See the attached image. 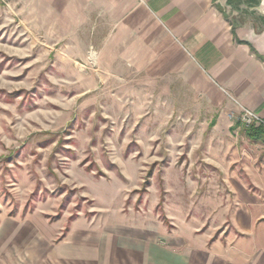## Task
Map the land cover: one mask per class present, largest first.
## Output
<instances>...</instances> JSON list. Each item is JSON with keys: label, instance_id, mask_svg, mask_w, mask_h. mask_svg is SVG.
Wrapping results in <instances>:
<instances>
[{"label": "rangeland", "instance_id": "1", "mask_svg": "<svg viewBox=\"0 0 264 264\" xmlns=\"http://www.w3.org/2000/svg\"><path fill=\"white\" fill-rule=\"evenodd\" d=\"M41 9L0 0V264H164L153 245L234 236L233 182L257 192L264 144L237 115L216 136L218 115L163 79L101 69L88 33Z\"/></svg>", "mask_w": 264, "mask_h": 264}, {"label": "crops", "instance_id": "2", "mask_svg": "<svg viewBox=\"0 0 264 264\" xmlns=\"http://www.w3.org/2000/svg\"><path fill=\"white\" fill-rule=\"evenodd\" d=\"M36 5L68 36L87 32L101 69L123 66L201 97L218 115L206 122L216 136L222 131L235 139L231 132L239 126L231 119L243 108L264 120V0H36ZM245 172L257 192L233 182L244 207L233 218L237 233L212 242L213 235L192 232L180 237L186 245L177 254L153 245L164 264H264V244L254 243L264 226V179H252L250 168Z\"/></svg>", "mask_w": 264, "mask_h": 264}, {"label": "built area", "instance_id": "3", "mask_svg": "<svg viewBox=\"0 0 264 264\" xmlns=\"http://www.w3.org/2000/svg\"><path fill=\"white\" fill-rule=\"evenodd\" d=\"M237 120L238 123L246 129L264 126V120L261 119L255 112L249 109L243 108Z\"/></svg>", "mask_w": 264, "mask_h": 264}, {"label": "trees", "instance_id": "4", "mask_svg": "<svg viewBox=\"0 0 264 264\" xmlns=\"http://www.w3.org/2000/svg\"><path fill=\"white\" fill-rule=\"evenodd\" d=\"M246 136L254 142L264 144V126L252 127L246 131Z\"/></svg>", "mask_w": 264, "mask_h": 264}]
</instances>
